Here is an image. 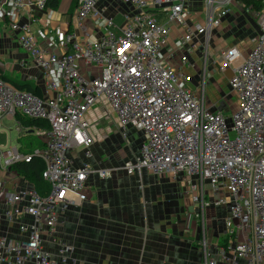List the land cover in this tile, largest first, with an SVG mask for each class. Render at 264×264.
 I'll return each instance as SVG.
<instances>
[{
    "label": "built area",
    "instance_id": "1",
    "mask_svg": "<svg viewBox=\"0 0 264 264\" xmlns=\"http://www.w3.org/2000/svg\"><path fill=\"white\" fill-rule=\"evenodd\" d=\"M48 1L2 0L0 8L8 5L29 14L34 7L45 9ZM122 2L132 11L124 12L125 23L118 27L105 15L101 0H75L73 31L59 32L52 49L37 42L29 15L27 22L12 20L8 25L42 72L44 91L37 96L0 78V125L4 117L14 119L20 113L45 120L50 128L35 129L45 145L31 154L16 147L6 156L0 151V168L39 157L49 191L40 195L20 177L13 190H5L0 224L15 227L18 237L0 234V264H76L73 245L55 236L60 216L84 201L90 176L107 179L119 169L139 178L143 171L182 176V195L201 225L203 264H237L238 258L244 264H264V0L258 11L250 9L258 31L247 56L239 45L217 53L211 47V35L221 20L234 8L246 9L239 0ZM196 7L199 12H194ZM172 25L179 29L173 40L177 46H172L174 52L180 49L175 65L174 54L165 55ZM197 53L195 71L189 57ZM214 70L231 74L226 95L235 97L238 109L230 116L223 113L228 110L221 107L224 100L211 102L207 97ZM194 73L198 81L191 86L188 80ZM103 100L115 113V129L126 142L132 130L144 135L134 158L115 168L89 162L94 140L84 115ZM15 122L16 129L26 133L28 129ZM18 181L24 187L17 188ZM219 207L227 212L225 233L233 239L216 246L212 257L205 217L209 208Z\"/></svg>",
    "mask_w": 264,
    "mask_h": 264
},
{
    "label": "crops",
    "instance_id": "2",
    "mask_svg": "<svg viewBox=\"0 0 264 264\" xmlns=\"http://www.w3.org/2000/svg\"><path fill=\"white\" fill-rule=\"evenodd\" d=\"M101 1L106 5L105 15L112 18L118 27L122 26L125 23L124 12L130 14L132 8L122 0ZM51 3L55 7L47 6L42 10L34 7L30 9L29 14L27 11L17 13L8 5L0 8V69L11 81H14L11 77H18L20 81L14 82L23 84L22 81H25L32 87H39L42 94L44 91L42 72L34 66L27 52H20L21 47L15 35L9 31L8 25L12 20L27 22L29 15L32 20L30 28L37 42L54 48L58 43L59 32L73 31L71 17L75 10V0H51ZM199 11L200 8H194V12ZM251 14L253 12L247 7L243 11L234 8L213 31L212 44L217 46L219 42L217 43L216 39L222 35L224 44L239 45L243 54L242 48L245 44L251 45L258 31L256 19L253 18L254 22L251 21ZM174 29L177 36L179 29L172 25L171 31ZM211 47L214 48L212 45ZM197 55L199 56L198 53ZM28 59L30 63L26 61ZM189 59L193 60L192 57ZM226 72L230 74L229 71ZM225 106L227 107L224 103L221 107ZM99 121L101 120L97 122ZM113 121L115 122V117ZM13 131L17 135L16 142H11L10 139ZM25 132L33 133L35 130ZM2 133L7 137V144H1L0 147L2 156H6L7 150L11 147H16L20 153L26 154L33 148L44 146L42 136V142L34 146H23L20 143L23 133L16 129L13 118L2 119L0 134ZM102 134L104 133L101 130L100 136L93 139L92 157L89 162L95 166L115 168L122 165L115 164L109 154L115 151L108 144L113 137L121 138L122 146L126 147L130 145L132 139L139 136L142 137V142L144 141L143 133L138 130H132L128 134V142L119 131L116 132V129L113 137ZM133 158L134 155L124 161ZM77 164H80V160ZM16 178L17 174H11L10 168L7 170L0 168V180L7 181L6 190L14 189ZM20 187L24 186L18 181L17 188ZM183 187L184 181L180 174L176 178H171L143 171L139 178L138 175L128 176L124 170L119 169L113 170L107 179L90 176L84 189V201L77 206H69L62 212L55 236L73 245L72 256L76 259V264H203L199 245V224L191 229H182V217L184 218L187 207L188 211L189 208L192 212L194 209L189 200L182 195ZM1 201L0 213L4 209ZM226 214V210L221 207L209 208L206 213L208 252L212 257H215L216 246L223 244L220 243L219 237L226 231L223 223ZM24 219L27 222L31 220L28 216ZM192 220L197 221L194 216ZM214 222H217L215 226ZM0 234L18 237L16 228L7 226L3 221L0 224ZM51 246L49 244V247ZM236 261L237 264H244L242 259L238 258ZM216 264L231 262L217 261Z\"/></svg>",
    "mask_w": 264,
    "mask_h": 264
},
{
    "label": "rangeland",
    "instance_id": "3",
    "mask_svg": "<svg viewBox=\"0 0 264 264\" xmlns=\"http://www.w3.org/2000/svg\"><path fill=\"white\" fill-rule=\"evenodd\" d=\"M253 18L256 19L255 15L251 14V21L254 22ZM221 34H222V31H221ZM175 36H176V30L174 29L172 31V37L170 38V47H168V50L165 53L166 56L174 54L173 60L171 62L172 65L176 64L178 54L180 53V49L174 52L173 48H172L173 44H175L173 41V38ZM219 37L223 38L222 35ZM221 38L216 39L217 43L219 42L217 44V46L212 44V46L214 47L213 50H215L214 53H217L219 51V49L222 50V49H225L227 47H228L227 49H229L232 46V45H230V43L224 44V39H221ZM221 46H223L225 48H221ZM20 50H21L20 51L21 53L26 52L22 48ZM242 50H243L242 51L243 54L245 56H247L252 50V45H246L245 44V47L242 48ZM192 59L196 63V68L194 69L196 71V69L198 68V64L200 62V60H199L200 56H198V55L193 56ZM26 61L28 63L31 62L30 59H28ZM193 61H191V63H193ZM11 78L14 81H20L18 77L17 78L11 77ZM211 78H212V80H209V86L207 89L208 99L211 102H215V100L217 101L218 98H221L222 101L224 100V103L227 105V108H228V110H223L224 115L225 116L232 115L234 112L237 111L238 107L235 106V97L234 96L230 97V96L226 95L230 92V88H229V86L226 85L225 82L230 78V74H228V72H225L224 74H222L220 72L214 71L213 74L211 75ZM197 81L198 80H197L195 75L191 76L188 80L189 85H191V86H196ZM22 82H23V84H28V83H25V81H22ZM189 85H187V86H189ZM218 104L221 105L220 103H218ZM114 117H115V122L113 121ZM84 119L88 122L89 135L93 139L95 138V136H97V137L100 136L99 134L101 133V130L104 133L102 135H107V136H111V137L114 136L112 134H113V132H115V125L118 124V119L116 118L115 113L112 111V109L110 108L109 104L106 101L103 100L101 103L98 102V103H95L94 105H92L88 109V111L85 113ZM98 120H101V121L97 122ZM116 132H117V129H116ZM10 139H11V142H14V141L16 142L17 135L15 134V131L11 132ZM41 139H42V137L36 131L33 133H23L22 138L20 140V143L23 146H32V145L34 146L36 143L42 142ZM43 139H45V138L43 137ZM5 143L7 144V137L5 134L2 133V134H0V147H1V144H5ZM101 143L103 144L104 142L102 141ZM122 143H123V140L121 138L119 139L118 137H113L110 140V142L108 143L115 149V151H113V152L111 151L109 153L113 158L112 161H115V164H122L124 159H126L127 157L136 155L140 149V145L142 143V137L139 136L134 140L132 139L130 145H128L127 147L122 146ZM10 173L13 175L15 174V172H13L12 169H10ZM18 177H20V176H18ZM6 182L7 181H5V180H3V181L0 180V200L3 199V193L7 189V186H6L7 183ZM211 215L213 217L215 216L213 213ZM192 218H193V212L191 211V208H189V211H188V207H187V211L185 213V216H184V218L182 217V224H181V225H183L182 229L183 228L191 229V228H193V226H195L197 224H199V226L201 228L199 220L193 221ZM216 224H217V222H214V226ZM205 226H206V217H205ZM201 236H202V234L200 231V240H201ZM227 238L229 240L233 239L232 237H228V234L225 233L219 237L220 243H224L225 242L224 240Z\"/></svg>",
    "mask_w": 264,
    "mask_h": 264
},
{
    "label": "trees",
    "instance_id": "4",
    "mask_svg": "<svg viewBox=\"0 0 264 264\" xmlns=\"http://www.w3.org/2000/svg\"><path fill=\"white\" fill-rule=\"evenodd\" d=\"M1 1L2 0H0V3ZM239 1L244 4V7H247L254 11H258L261 6V0H239ZM50 2L51 0L48 1L47 6L55 7L52 3L50 4ZM0 78L4 82L9 83L16 89L27 90L37 96L42 95L39 87H32L29 84H20V83L11 81L7 76H5L2 73L1 69H0ZM14 119L23 128H26L28 130L30 129L35 130L38 128V129L47 131L50 128L49 123L47 121L40 120V119H34V118H28L20 113H17ZM44 145H45V142H44ZM42 146L41 148L44 147ZM41 148H37V149H41ZM33 150H35V148H33L29 152V154H31ZM43 168H44L43 160L39 157L32 156L29 162H18L12 165L10 169H12L13 172H15V174L20 176V178L22 177L21 179L27 180L40 195H45L49 191V184L47 182L46 184L42 179L41 172L43 171Z\"/></svg>",
    "mask_w": 264,
    "mask_h": 264
}]
</instances>
